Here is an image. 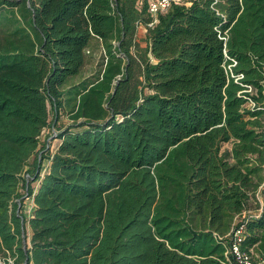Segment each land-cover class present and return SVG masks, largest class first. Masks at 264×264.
I'll use <instances>...</instances> for the list:
<instances>
[{
    "label": "trees",
    "instance_id": "obj_1",
    "mask_svg": "<svg viewBox=\"0 0 264 264\" xmlns=\"http://www.w3.org/2000/svg\"><path fill=\"white\" fill-rule=\"evenodd\" d=\"M149 6L0 0V264H264V0Z\"/></svg>",
    "mask_w": 264,
    "mask_h": 264
},
{
    "label": "built area",
    "instance_id": "obj_2",
    "mask_svg": "<svg viewBox=\"0 0 264 264\" xmlns=\"http://www.w3.org/2000/svg\"><path fill=\"white\" fill-rule=\"evenodd\" d=\"M190 2L191 0H149V5H150L149 11L155 18H157V16L160 13L167 11L174 3L188 5L190 4ZM220 37L222 39L224 38V36L222 37L221 33H220ZM226 56H227L226 58L230 60V62L226 66L228 72H230V74L233 77H235L236 81H239L240 79L243 78L244 74L243 73L235 74L233 70L238 60L232 56H229L227 52H226ZM245 85L247 87V91L253 90L251 85H248V84H245ZM249 104L254 106L255 102L251 101ZM243 235L244 234H243L242 226L235 230L234 239L230 245V253L233 254L235 261H237L239 264H260L255 261L252 251L242 250L241 242L243 240Z\"/></svg>",
    "mask_w": 264,
    "mask_h": 264
},
{
    "label": "rangeland",
    "instance_id": "obj_3",
    "mask_svg": "<svg viewBox=\"0 0 264 264\" xmlns=\"http://www.w3.org/2000/svg\"><path fill=\"white\" fill-rule=\"evenodd\" d=\"M145 36H146V29L143 26L139 27L138 30V39L142 42V44H145ZM96 61H93L91 64H89L87 66V71H93L95 68ZM52 116H50L51 120L54 119L53 114H51ZM70 123V120L68 119L67 115L63 112L62 113V117L61 120L59 121L58 125L63 127L66 126ZM57 132H59L54 126H50L48 128L45 129L44 134H43V139L48 141L51 144V148L55 149L58 146V143L60 142V139L57 136ZM57 136V137H56ZM226 147L231 146V143H227L225 145ZM45 164H47V161H45ZM261 197V196H260ZM24 210L25 212L29 213L32 210V199L27 197L25 200V204H24ZM31 233H29L30 235Z\"/></svg>",
    "mask_w": 264,
    "mask_h": 264
}]
</instances>
